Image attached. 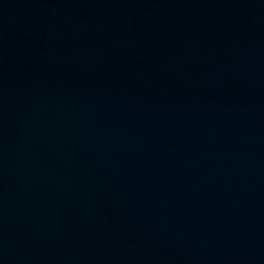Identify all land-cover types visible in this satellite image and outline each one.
<instances>
[{
    "label": "water",
    "instance_id": "water-1",
    "mask_svg": "<svg viewBox=\"0 0 264 264\" xmlns=\"http://www.w3.org/2000/svg\"><path fill=\"white\" fill-rule=\"evenodd\" d=\"M0 264H264V0H0Z\"/></svg>",
    "mask_w": 264,
    "mask_h": 264
}]
</instances>
